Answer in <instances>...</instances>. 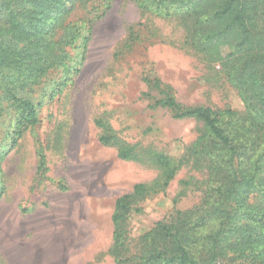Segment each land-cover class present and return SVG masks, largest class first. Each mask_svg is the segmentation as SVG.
Wrapping results in <instances>:
<instances>
[{
    "label": "rangeland",
    "instance_id": "rangeland-1",
    "mask_svg": "<svg viewBox=\"0 0 264 264\" xmlns=\"http://www.w3.org/2000/svg\"><path fill=\"white\" fill-rule=\"evenodd\" d=\"M92 5L71 14L79 36L63 46L59 65L22 94L36 106L34 127L15 137L17 116L0 91V264H116L117 197L145 186L124 225L126 247L135 252L141 235L194 209L207 188L206 164L189 154L200 144L201 122L174 119L158 102L169 95L181 108L244 114L219 63L186 43L181 17L140 10L134 0H96L95 11ZM159 157L174 169L166 186ZM224 253L231 264L257 256Z\"/></svg>",
    "mask_w": 264,
    "mask_h": 264
},
{
    "label": "trees",
    "instance_id": "trees-1",
    "mask_svg": "<svg viewBox=\"0 0 264 264\" xmlns=\"http://www.w3.org/2000/svg\"><path fill=\"white\" fill-rule=\"evenodd\" d=\"M95 1L0 0V91L17 116L15 137L38 122L36 106L23 97L24 90L59 65L63 46H71L79 36L71 14L90 3L95 11ZM134 2L140 10L183 19L186 43L207 61L219 63L244 114L203 106L181 108L169 95L158 102L172 111L174 119L201 122L200 144H193L189 154L206 164L207 188L194 209L177 211L141 235L135 252L126 247L124 225L132 205L144 197L145 186L136 184L130 193L117 197L111 215L114 262L231 264L224 253L229 249L237 259L248 252L257 255L249 264H264V0ZM94 18L84 25L87 35ZM87 41L85 37L83 50ZM106 139L99 141L107 144ZM38 156L40 177L44 158ZM158 159L165 168L166 186L174 169L163 157ZM251 198L255 202H249Z\"/></svg>",
    "mask_w": 264,
    "mask_h": 264
},
{
    "label": "crops",
    "instance_id": "crops-1",
    "mask_svg": "<svg viewBox=\"0 0 264 264\" xmlns=\"http://www.w3.org/2000/svg\"><path fill=\"white\" fill-rule=\"evenodd\" d=\"M113 212V211H112Z\"/></svg>",
    "mask_w": 264,
    "mask_h": 264
}]
</instances>
